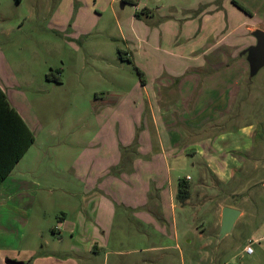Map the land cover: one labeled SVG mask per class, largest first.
Returning a JSON list of instances; mask_svg holds the SVG:
<instances>
[{
    "label": "rangeland",
    "instance_id": "1",
    "mask_svg": "<svg viewBox=\"0 0 264 264\" xmlns=\"http://www.w3.org/2000/svg\"><path fill=\"white\" fill-rule=\"evenodd\" d=\"M263 21L264 0H116L113 6L110 0H0V84L27 106L36 133V144L0 190V242L8 259L33 253L39 264H264V64L251 59ZM222 53L230 54L228 68L206 63ZM204 61L202 72L196 70ZM51 70L60 82L46 78ZM141 77L150 93L194 89L195 111L188 113L211 123L204 131L245 127L259 142L228 186L237 194L225 202L244 213L223 237L216 228L222 207L196 204V194L183 211L175 208L176 233L171 212L167 235L146 225L153 234L141 237L140 222L110 199L104 233L93 218H80L90 182L96 183L93 174L91 181L77 175L74 164L81 166L79 155L101 119L118 136L140 118ZM114 147L105 142L91 152L102 156ZM190 165L178 175L188 173L198 187L200 174ZM37 182L38 196L21 191ZM14 206L28 208L32 219ZM62 216L81 219L77 230L90 231L95 254L61 229L53 232ZM150 246L165 248L142 250Z\"/></svg>",
    "mask_w": 264,
    "mask_h": 264
},
{
    "label": "crops",
    "instance_id": "2",
    "mask_svg": "<svg viewBox=\"0 0 264 264\" xmlns=\"http://www.w3.org/2000/svg\"><path fill=\"white\" fill-rule=\"evenodd\" d=\"M115 1L110 0V5L113 6ZM260 28L264 30V21L262 24L260 23ZM126 57L128 56L126 55ZM205 61L196 65L195 69L202 72L200 69L206 63L211 64L210 66L221 65L220 68H228L231 60L229 53H222L221 55L215 54L206 63ZM2 69V72H6L5 68L2 67ZM142 77L141 86L145 92V98L140 108V118L132 122L130 129H122L118 136L108 125L109 122L106 119H101L100 130L96 131L93 139L86 142V147L79 155L80 158L82 157L81 166L76 168L74 164V172L89 181L92 180V174L95 176L96 184L91 185L90 182L88 188L90 193L85 196L87 201L84 200L81 219L93 218L98 230L104 233V217L109 209L105 201L110 199L114 202L115 200L116 205L125 207L130 216L140 222V229L137 230L140 236L149 238L153 232L146 225L152 226L161 235H167L170 232L171 212L173 216L172 230L176 233L177 221L174 210L179 206V209L183 211L186 205L193 204L192 198L195 194L198 199L195 200L196 204L210 203L214 208L236 207L225 202V199L237 194L232 187L228 186L236 172L242 168L244 160L249 157L251 148L254 145L257 146L259 142L254 144L255 139L250 138V130L249 128L246 130L245 127L238 129L236 133L206 131L211 123H204L199 116L193 114L191 116L188 113L195 111L194 106L190 104V97L194 89L191 92H184L180 89L168 88L164 92L160 90L158 93L152 89L150 93L147 83ZM0 88L5 93L10 107L14 109V112L0 110V165L9 166L16 152L25 147L28 137L27 128L34 136L32 144L1 181V190L13 170L21 161H24L36 144V133L28 121L27 106L18 103L15 96L8 95L1 84ZM111 124L117 125L118 128L122 127L121 120H112ZM204 129L206 130L204 131ZM107 132L110 133V136L107 135ZM105 142L114 143L115 149L102 156L91 152L92 149L101 148ZM189 163L199 172L201 182L196 183L198 187H195L190 184L189 181L193 178L188 173L183 176L189 183V196L182 203L177 198V184L180 178L178 174L180 170L187 168ZM142 174L145 179L141 178ZM121 175H125V179L120 177ZM173 175L178 176L176 183L173 182ZM139 180H144V182L140 183ZM22 186L24 187L21 189L22 192L28 195L32 192L35 196H38L42 188V184L40 185L38 182ZM49 187L45 186L43 193L45 191L50 195L52 189L49 190ZM9 200L11 199L7 201ZM23 201L20 200L19 204L23 205ZM9 206L11 205L9 204ZM14 207L20 212H25L27 219H32V212L28 208L25 207L23 210V207ZM239 210L241 213L238 218L244 213L241 209ZM114 211L115 209L112 216ZM122 217L124 218V214ZM81 219L73 221L65 216L59 217V223L53 227V232L61 229L64 233L70 234L72 239L80 241L83 251L87 253L93 251L95 254L97 244L94 242V237L89 234L90 231L88 229L83 232L77 230L78 222ZM220 222L218 221L216 227L218 233ZM40 228V226L37 227L36 232H39ZM1 243L0 264H8V261L13 264H39L33 253L25 257L18 253V258L22 260H17L16 257L8 259L10 253L4 248V243ZM157 248L163 249L165 246H150L142 248V250L154 251Z\"/></svg>",
    "mask_w": 264,
    "mask_h": 264
},
{
    "label": "trees",
    "instance_id": "3",
    "mask_svg": "<svg viewBox=\"0 0 264 264\" xmlns=\"http://www.w3.org/2000/svg\"><path fill=\"white\" fill-rule=\"evenodd\" d=\"M240 7V6H239ZM122 57V55L120 54ZM128 61H131L129 58H127ZM140 73V72H139ZM46 78L50 81H55V82H60V77L58 74V71H53L51 70L47 75ZM6 110V111H11L14 112V109L10 107L8 100L6 99L5 93L1 90L0 88V110ZM16 114V113H15ZM22 123V121H21ZM27 144L25 147L21 148L19 151L16 152L15 156L13 157V160L11 161L9 166H1L0 165V183L1 181L8 175V173L11 171L13 168L14 164L18 161V159L21 157V155L24 153V151L32 144L34 141V136L30 132V130L27 128ZM177 198L180 202H184L188 196H189V183L186 178L180 177L178 179V184H177ZM8 264H13L12 262L8 261Z\"/></svg>",
    "mask_w": 264,
    "mask_h": 264
},
{
    "label": "water",
    "instance_id": "4",
    "mask_svg": "<svg viewBox=\"0 0 264 264\" xmlns=\"http://www.w3.org/2000/svg\"><path fill=\"white\" fill-rule=\"evenodd\" d=\"M255 36L257 41L254 46L252 58L254 59L255 65L262 66L264 64V30H256ZM240 213L241 211L236 207L224 206L222 208L219 230L220 237L231 231Z\"/></svg>",
    "mask_w": 264,
    "mask_h": 264
},
{
    "label": "built area",
    "instance_id": "5",
    "mask_svg": "<svg viewBox=\"0 0 264 264\" xmlns=\"http://www.w3.org/2000/svg\"><path fill=\"white\" fill-rule=\"evenodd\" d=\"M246 252H247V253L252 252V248H251L249 245L246 246Z\"/></svg>",
    "mask_w": 264,
    "mask_h": 264
},
{
    "label": "flooded vegetation",
    "instance_id": "6",
    "mask_svg": "<svg viewBox=\"0 0 264 264\" xmlns=\"http://www.w3.org/2000/svg\"><path fill=\"white\" fill-rule=\"evenodd\" d=\"M255 46V45H254ZM254 46H252L251 47V54L253 53V51H254ZM251 59H252V61H253V63H254V59L251 57Z\"/></svg>",
    "mask_w": 264,
    "mask_h": 264
}]
</instances>
